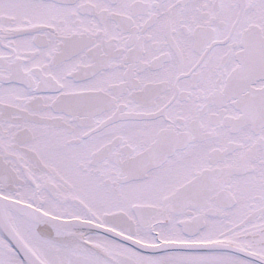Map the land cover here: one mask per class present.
I'll list each match as a JSON object with an SVG mask.
<instances>
[{
	"label": "snow or ice",
	"instance_id": "obj_1",
	"mask_svg": "<svg viewBox=\"0 0 264 264\" xmlns=\"http://www.w3.org/2000/svg\"><path fill=\"white\" fill-rule=\"evenodd\" d=\"M0 264H264V0H0Z\"/></svg>",
	"mask_w": 264,
	"mask_h": 264
}]
</instances>
